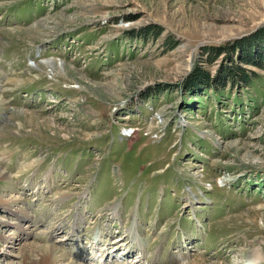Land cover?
I'll return each mask as SVG.
<instances>
[{
    "label": "rangeland",
    "instance_id": "1",
    "mask_svg": "<svg viewBox=\"0 0 264 264\" xmlns=\"http://www.w3.org/2000/svg\"><path fill=\"white\" fill-rule=\"evenodd\" d=\"M263 25L264 0H0V264H264ZM239 39L231 85L205 49Z\"/></svg>",
    "mask_w": 264,
    "mask_h": 264
},
{
    "label": "bare ground",
    "instance_id": "2",
    "mask_svg": "<svg viewBox=\"0 0 264 264\" xmlns=\"http://www.w3.org/2000/svg\"><path fill=\"white\" fill-rule=\"evenodd\" d=\"M38 27H40L41 29H42V31H48L49 29H50V27H48V26H46V25H44V24H41L40 23V25H38ZM54 28V27H53ZM52 29V28H51ZM26 33H31V31L30 30H24ZM39 35V34H38ZM41 35V34H40ZM50 63V62H49ZM19 116V113L16 115V117H18ZM2 157H4V155L3 154H0V162H1V158ZM3 160V159H2ZM0 179L1 180H3L2 182L3 183H7V181H5V180H7V176H6V174H5V172L4 171H2L1 169H0ZM70 196V195H69ZM2 196H0V198H1ZM65 197L66 196H60V198L59 199H61L62 198V200L63 199H65ZM68 197V196H67ZM8 202H9V206L10 205H12V207L13 206H15V211H12V210H9V214H13V215H15V217L17 218V222H15V225L14 226H16L17 227V225H19V223H24V222H29L30 223V226H34L35 228H37V226H38V224H40V221H39V219H30L29 218V216H27L26 215V213H25V209L24 208H16V204H17V202H18V199L17 198H11V199H9V200H7ZM115 208H117L116 207V205H114V206H110V209L111 210H114ZM111 212V211H110ZM114 213H116L115 211H113ZM113 213V214H114ZM55 217H56V215H55ZM52 219V218H51ZM32 220H34V221H32ZM53 220V219H52ZM52 222V221H51ZM77 222H79V220H78V218H76V222H75V224L77 223ZM13 224V223H12ZM133 224V223H132ZM76 225H78V224H76ZM67 226V225H66ZM18 227H20V228H22V233H29L28 232V230H25L23 227H21L20 225L18 226ZM28 228H30V227H28ZM52 228V227H51ZM61 228L64 230V228H65V224L64 225H62L61 226ZM58 231V229H55V228H52V229H50V230H48V231H42V232H39L38 233V236L43 240V241H45L46 242V240L48 239V237L52 234H55L56 232ZM104 234V233H103ZM22 235V234H21ZM106 235V234H105ZM104 235V236H105ZM103 235H101L100 234V239H98L97 241H96V244L97 243H101V246H102V244H106L107 246H111V245H109L107 242H112V243H114V241L113 240H111V238H104V236L102 237ZM1 235H0V240H1ZM38 237V238H39ZM105 237H107V236H105ZM92 239V238H91ZM102 240H104V243L103 242H101ZM76 241V240H75ZM110 242V243H111ZM75 243H78V242H75ZM92 244H90V246H91ZM96 246V245H95ZM28 247H30V246H28ZM78 247V246H77ZM33 250H31V251H34L35 250V252H34V254H35V256L37 255L39 258H37L36 260H31V259H29L30 261H29V263H33V264H63V262L67 259V255H66V252H64V251H62L61 249H58V248H56L53 244L51 245V244H49V245H39V244H37V245H33ZM103 248H107V247H105V246H103ZM78 250H79V248H78ZM80 253H81V251H80ZM126 253V254H125ZM130 252H128L127 250H124L123 252H122V254L123 255H128ZM143 254V253H142ZM139 255V254H138ZM137 255V256H138ZM36 256V257H37ZM143 256H140V257H138V259H137V261H139L141 258H142ZM75 258V257H74ZM246 262H245V264H257L256 262V260H245ZM35 262V263H34ZM66 264H79V263H77V261H75L74 259H72V260H70L69 259V261L66 263Z\"/></svg>",
    "mask_w": 264,
    "mask_h": 264
},
{
    "label": "trees",
    "instance_id": "3",
    "mask_svg": "<svg viewBox=\"0 0 264 264\" xmlns=\"http://www.w3.org/2000/svg\"><path fill=\"white\" fill-rule=\"evenodd\" d=\"M259 29L258 30L261 31V35H259V36L257 35L255 38H251L250 40H254V39L257 38V40L255 42L262 41V43L264 44V25L261 26ZM259 31H257V32H259ZM156 33L159 34L160 33L159 30ZM240 40L241 39L234 41V44L237 42L236 46H234L235 48L231 46L232 44L228 43L225 46L222 45L220 47L211 44V45H208L207 48L205 49V51L207 50L206 53L207 52L208 53H212V54L215 53L216 55L224 53V54H226L228 56L227 58L229 59L231 65L229 66L230 68H228V67L226 68V75H227V79H228L227 80L228 82L226 81L227 84H229V83L230 84L231 83L234 84V83H238V82L250 83V81L255 78V73L252 70L247 69V68L245 69V68H243L241 65H239L237 63L235 64L234 61H232L231 56H229L230 54L231 55H235L236 51L239 48H241V54H242V52H244V54H243L244 57H243V59L239 58L240 63L246 64L249 59H251V61H252L253 59L259 57V55L257 56L256 54L255 55L252 54V56H250L249 53H246L245 50H244V48H246L245 47L246 45L244 44V40L241 41V43H239ZM175 43L176 42L174 41V43H172V45L170 47H173ZM251 43L249 41L247 46L250 47L249 49L253 48L254 52H255V50L258 51L259 48L261 47V45H263V44H259V46H253L254 45V43H253V45L251 46ZM242 44H244V45H242ZM229 45H230V47H229ZM248 51H250V50H248ZM261 56H263V55H261ZM251 63L253 65H258V66L259 65H263V62H259V61L258 62H251ZM188 77L189 78L186 79V84L189 83L190 81H192V82L193 81L194 82L197 81L196 86H200L201 83H204V84L209 83V84H206V88H209V90H212V91H217L219 88H222L224 86L223 85L222 87H218L219 84L215 85V83L217 81L216 80L214 81L213 78L209 77L208 71L204 70L202 68V66H199V65H197V66H195L193 68L192 72L189 74ZM194 79H196V81ZM220 79H221V77H219V79H217V80H219V82H220L221 81ZM229 81H231V82H229ZM226 82H225V84H226ZM233 84H231V85H233Z\"/></svg>",
    "mask_w": 264,
    "mask_h": 264
}]
</instances>
